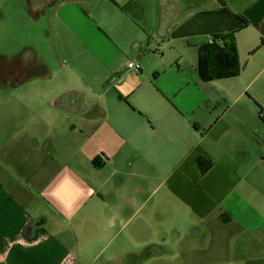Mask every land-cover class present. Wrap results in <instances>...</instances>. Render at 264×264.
Wrapping results in <instances>:
<instances>
[{
    "label": "crops",
    "instance_id": "1",
    "mask_svg": "<svg viewBox=\"0 0 264 264\" xmlns=\"http://www.w3.org/2000/svg\"><path fill=\"white\" fill-rule=\"evenodd\" d=\"M55 18L61 63L0 80V264H264V0ZM240 25L238 75L185 72L184 49Z\"/></svg>",
    "mask_w": 264,
    "mask_h": 264
},
{
    "label": "rangeland",
    "instance_id": "2",
    "mask_svg": "<svg viewBox=\"0 0 264 264\" xmlns=\"http://www.w3.org/2000/svg\"><path fill=\"white\" fill-rule=\"evenodd\" d=\"M60 1L62 0H0V69L2 63L10 68L15 67L16 59H20L28 67H36L33 66L34 60L36 63H46L51 69L61 63L63 58L59 47L65 37L61 36L63 33L57 35L58 24L55 18ZM78 3L80 7L83 5L81 1ZM176 56V51L167 50L164 56L149 54L145 57L157 59L161 64H169ZM183 57L187 61L185 72L192 73L191 64L199 62V47L184 49ZM38 69L35 68V73ZM25 70L29 73L31 69L26 67ZM173 73L175 72L165 76L170 82L175 80ZM1 79L4 77L0 76ZM7 89L10 88L0 85V100L1 92Z\"/></svg>",
    "mask_w": 264,
    "mask_h": 264
},
{
    "label": "trees",
    "instance_id": "3",
    "mask_svg": "<svg viewBox=\"0 0 264 264\" xmlns=\"http://www.w3.org/2000/svg\"><path fill=\"white\" fill-rule=\"evenodd\" d=\"M230 29L226 32L211 35L210 40L200 45L198 70L202 80L233 77L240 73L236 32L242 27ZM211 160L199 158L202 172L210 168Z\"/></svg>",
    "mask_w": 264,
    "mask_h": 264
},
{
    "label": "flooded vegetation",
    "instance_id": "4",
    "mask_svg": "<svg viewBox=\"0 0 264 264\" xmlns=\"http://www.w3.org/2000/svg\"><path fill=\"white\" fill-rule=\"evenodd\" d=\"M17 65L15 67H8L6 63H2V68L0 69V76L7 77L11 76L13 79H19L20 77L32 73L34 70V67L32 66H26L22 62H20V59H16ZM31 69L30 72H26L25 68Z\"/></svg>",
    "mask_w": 264,
    "mask_h": 264
},
{
    "label": "built area",
    "instance_id": "5",
    "mask_svg": "<svg viewBox=\"0 0 264 264\" xmlns=\"http://www.w3.org/2000/svg\"><path fill=\"white\" fill-rule=\"evenodd\" d=\"M210 41H211V39H210ZM127 65L129 68H131L135 71H139L141 69V65L138 62L129 61Z\"/></svg>",
    "mask_w": 264,
    "mask_h": 264
},
{
    "label": "clouds",
    "instance_id": "6",
    "mask_svg": "<svg viewBox=\"0 0 264 264\" xmlns=\"http://www.w3.org/2000/svg\"><path fill=\"white\" fill-rule=\"evenodd\" d=\"M54 195H59V190L56 193H54Z\"/></svg>",
    "mask_w": 264,
    "mask_h": 264
}]
</instances>
